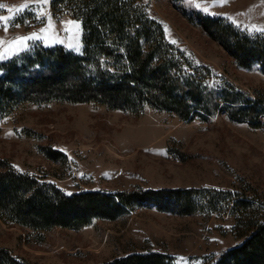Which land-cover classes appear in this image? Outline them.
Returning a JSON list of instances; mask_svg holds the SVG:
<instances>
[{"label": "rangeland", "instance_id": "rangeland-1", "mask_svg": "<svg viewBox=\"0 0 264 264\" xmlns=\"http://www.w3.org/2000/svg\"><path fill=\"white\" fill-rule=\"evenodd\" d=\"M53 1L0 0V65L41 46L83 53L82 22L54 12ZM133 2L162 27L181 75L196 73L219 108L183 120L150 105L135 113L96 103L24 104L0 118V158L68 195L198 189L239 195L264 215V73L257 63L240 66L202 24L208 17L264 35V0ZM232 90L259 105L251 122L231 118L222 100ZM225 207L179 215L143 205L113 221L40 234L0 218V248L30 264H103L146 251L173 264H205L242 242Z\"/></svg>", "mask_w": 264, "mask_h": 264}, {"label": "trees", "instance_id": "trees-1", "mask_svg": "<svg viewBox=\"0 0 264 264\" xmlns=\"http://www.w3.org/2000/svg\"><path fill=\"white\" fill-rule=\"evenodd\" d=\"M52 9L82 22L83 53L41 46L2 63L0 118L24 104L50 102L96 103L135 113L150 105L183 120L198 116L196 110L211 114L219 108L214 96L203 91L196 73L181 75L179 58L162 27L134 7L133 0H54ZM202 24L240 66L257 63L264 73V35L251 36L208 17ZM222 101L232 119L256 118L259 105L244 95L232 90ZM222 202L235 216L234 231L242 242L205 264H264V215L244 197L198 189L68 195L54 184L17 172L0 158V218L39 234L56 228L80 230L94 220L113 221L143 205L191 215L220 211ZM0 264L30 263L0 248ZM103 264H173V259L146 251Z\"/></svg>", "mask_w": 264, "mask_h": 264}, {"label": "snow or ice", "instance_id": "snow-or-ice-1", "mask_svg": "<svg viewBox=\"0 0 264 264\" xmlns=\"http://www.w3.org/2000/svg\"><path fill=\"white\" fill-rule=\"evenodd\" d=\"M0 7H2V5H0ZM21 39H30V37H27V38H21Z\"/></svg>", "mask_w": 264, "mask_h": 264}, {"label": "built area", "instance_id": "built-area-1", "mask_svg": "<svg viewBox=\"0 0 264 264\" xmlns=\"http://www.w3.org/2000/svg\"><path fill=\"white\" fill-rule=\"evenodd\" d=\"M194 76H196V74L194 73Z\"/></svg>", "mask_w": 264, "mask_h": 264}]
</instances>
